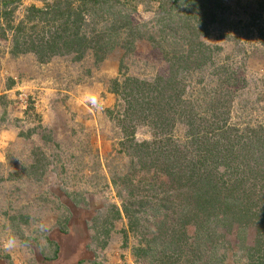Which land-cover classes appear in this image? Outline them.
<instances>
[{
    "label": "rangeland",
    "instance_id": "obj_1",
    "mask_svg": "<svg viewBox=\"0 0 264 264\" xmlns=\"http://www.w3.org/2000/svg\"><path fill=\"white\" fill-rule=\"evenodd\" d=\"M98 1L0 0V153L13 147L0 161V240L26 245L0 247V264H131L140 247L152 251L134 264L264 259V0ZM31 7L58 31L80 15L72 31L90 48L33 52L46 29ZM200 154L215 181L254 192L251 223L214 218V239L182 227L178 178ZM124 208L140 213L130 222Z\"/></svg>",
    "mask_w": 264,
    "mask_h": 264
},
{
    "label": "trees",
    "instance_id": "obj_2",
    "mask_svg": "<svg viewBox=\"0 0 264 264\" xmlns=\"http://www.w3.org/2000/svg\"><path fill=\"white\" fill-rule=\"evenodd\" d=\"M79 1H82L86 5H89L91 3L92 10L95 8L94 6L97 5V2H99L98 0H79ZM100 1L102 2V0ZM115 1H119V0H115ZM66 5L68 7L71 6V4L68 3L65 4L64 7H66ZM58 6L59 7L57 11H55L56 16L64 17L65 16L64 13L62 12L60 13L61 11L60 5ZM28 14L29 16L27 17L30 20L43 22V23H45L46 21V19L44 20L43 18L45 13L42 10L37 9L36 7H31L28 11ZM48 14L49 13H46V15ZM93 15L96 16V18L98 16L96 13H94ZM52 20L54 21L55 19L53 18ZM69 20H71V22ZM111 22L112 25L109 31L113 32L114 30H116L117 24L115 20H112ZM48 23L49 22H46L43 27L46 29V31H44L43 36L40 37V44H38V47L37 46L31 47V50L36 54L39 53L38 48L42 49L44 48L45 45L49 49L50 51L49 53H51L52 55L58 53L57 51L60 50L59 45H61L63 49L73 50L74 52L80 54H83L84 52H86L87 49L90 48V44H89V42L91 41L90 37H88L86 34L85 35L80 34L77 30L72 31L73 26H75L78 23H81L80 15H77L71 11V13H69L68 15V20L64 23V28L60 31L52 28H48L47 27ZM128 28H129V32L134 30L132 27L128 26ZM105 31L106 32H103L101 35L104 36L105 34L107 35L109 34L108 30L105 29ZM96 46H98V44ZM14 48H15V53H19L20 46L16 44ZM128 81L136 85V87L138 85H142L143 83L137 79H128ZM116 84L117 81H114L113 85L115 86V88L117 87ZM135 100L138 103L136 97ZM193 139L197 141L196 144L200 143L199 141L200 137H196V138L193 137ZM203 139L206 141V137H203ZM204 148L205 147H202L197 151L202 150L204 153L209 154L210 153L209 149L205 150ZM220 153L221 151H218V154L217 153L210 154L212 155L211 157L215 158V161H213V163L215 164L220 163L216 161L217 156L222 155ZM210 155H201V154L200 156L196 155L198 156V158L197 157L195 158V165L192 166L194 162L191 164L192 168H194L193 171L184 174L182 177H179L178 181L184 182L183 184H181V187H187L186 192L181 194V196H183V198L188 203V207H190L189 217H187V219L183 221L182 227H189V226L193 227L198 234H205V236L210 237V239L212 238L214 239V231L210 228V223L214 218H215V223L217 225H227V227H229L230 225L228 224H230V221H232V224L234 223L242 226L251 223L252 218L257 213L254 211L253 191H248L244 189L240 184H238L235 187L233 186L230 187L228 184H226V182L219 183L218 181H215L214 177H211V171L209 173L207 172L206 169L202 168V166H204V163L208 162L209 159L208 157H210ZM198 168L202 169V171L198 170ZM195 169L197 174L195 172ZM124 213L131 222L133 216L136 215V213H140V211L131 212L129 209L124 208ZM120 217H121V211L118 209L114 213V218L119 219ZM197 229L199 231H197ZM173 239L179 241L178 237ZM262 245L263 244H260V246ZM259 250L260 249H258L257 251ZM151 251L152 248L150 249L148 247H140L136 249L133 254L135 258L139 260L140 258L149 255ZM168 257L171 258V255L168 254L162 255L160 257V264H169ZM253 264H264V259L258 258Z\"/></svg>",
    "mask_w": 264,
    "mask_h": 264
},
{
    "label": "crops",
    "instance_id": "obj_3",
    "mask_svg": "<svg viewBox=\"0 0 264 264\" xmlns=\"http://www.w3.org/2000/svg\"><path fill=\"white\" fill-rule=\"evenodd\" d=\"M42 95V94H41ZM43 103H44V101H42ZM46 103H47V101H46ZM46 103H44V104H46ZM43 105V104H42ZM42 105H39V103H38V107H37V110H38V112H39V110L40 111H42V113L45 115V117H44V121L42 122V125L43 126H46V124L47 125H49L51 128H54V126H53V123H52V121H51V123H50V121L48 120V118H47V111L46 110H41L42 109ZM22 110L24 111L25 110V108H23L22 107ZM26 112L27 111H24L23 113H24V115H26ZM23 113H19L18 115L20 116V114H22L23 115ZM49 113V112H48ZM50 114V113H49ZM21 118V117H20ZM14 130L12 129V128H10L9 130H6V131H4V134H6V136L7 135H9L10 136V134H12V132H13ZM16 133V132H15ZM5 143V142H4ZM3 143V144H4ZM10 143H11V141H6V144H4V145H1V150H2V152L4 153V155H3V157L0 155V161H4L5 160V153L8 151V150H10L11 148H13V147H11V145H10ZM2 152L0 153V154H2ZM9 252V251H8ZM110 257H111V255H110ZM134 258L133 259H131L130 258V261H131V264H134L136 261H137V259L135 258V256H133ZM109 264H114L113 263V260H111V261H109ZM130 264V263H129Z\"/></svg>",
    "mask_w": 264,
    "mask_h": 264
},
{
    "label": "clouds",
    "instance_id": "obj_4",
    "mask_svg": "<svg viewBox=\"0 0 264 264\" xmlns=\"http://www.w3.org/2000/svg\"><path fill=\"white\" fill-rule=\"evenodd\" d=\"M93 103L95 100L93 99ZM26 246L22 241H20L15 234L8 235L6 239L0 240V247L5 251L15 250L17 247Z\"/></svg>",
    "mask_w": 264,
    "mask_h": 264
}]
</instances>
